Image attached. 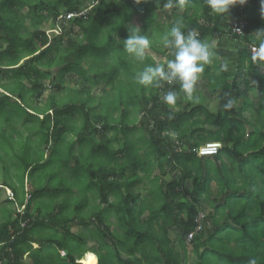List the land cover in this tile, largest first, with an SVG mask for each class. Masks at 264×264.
I'll use <instances>...</instances> for the list:
<instances>
[{
  "label": "trees",
  "instance_id": "obj_1",
  "mask_svg": "<svg viewBox=\"0 0 264 264\" xmlns=\"http://www.w3.org/2000/svg\"><path fill=\"white\" fill-rule=\"evenodd\" d=\"M86 1L0 0V70L9 72L7 81L1 85L2 89H7L8 95L21 101L28 100V97L39 101L46 91L44 79L50 77V71L56 70V76L50 78L51 82L55 77L59 80L53 90L61 93L62 97H48L45 104H36L39 109L49 107L54 113L46 131L48 137L57 143L67 142L65 138L69 134L76 135L71 142H67L70 157L64 159L62 166L43 173L46 183L28 178L35 189L33 194H62L67 191L63 180L56 185L47 182L54 173L66 178L80 176L73 165H69L73 162L74 167H79L83 159L80 152L86 141L92 146L93 154L104 161L96 169L87 167L90 182L81 195L86 198L88 193L97 192L100 202L94 206L99 210L95 214L98 217L81 216L86 207L92 208L89 203L85 206L69 204L71 209L65 212L61 209L64 201L57 202L48 213L35 207V215L29 213L26 207L22 219L16 217L12 223L16 231L20 220L28 219L24 229L8 244L14 259L11 264H23L25 256L30 258V264H182V257L186 253V236L194 226V218L198 211L206 213L199 204L201 198L208 202L210 210L206 213L207 218L213 221L215 229L212 234L201 233L192 240L194 251L198 252L203 247L196 255L197 263L249 264L250 260H255L256 264H264V56L252 54L250 49L256 46L264 50V38L256 33L264 28L259 0L234 5L229 14L223 15L212 12L206 0H186L180 15L187 20L183 28L185 33L194 30L204 42L216 40L217 48L211 51L215 58L210 56L211 62L205 65L204 72L200 74L211 93H225L235 100L241 99L240 112H250L251 120L233 117V105L226 102L216 112L197 106L190 99L185 108L175 109L181 106L180 101L186 100L179 83H163L161 87L134 83L136 74L146 65H156L147 54L143 62L131 55L127 62L120 58L117 63H110L111 58L108 57L106 61L105 56L101 60L103 53H107V46L112 43L111 33H117L120 38L124 35L128 37L130 30H127L125 23L132 14L126 7L130 2L136 8L135 0H99L86 16L68 21L70 28L77 26L80 29L87 40L86 44L74 42L70 28L66 34L64 30H59L51 40L44 32L36 30L23 36L25 10L35 14L40 7H44L45 14L39 15L36 23H42L49 17L55 22L65 13L79 10ZM165 1L159 0L160 5H164ZM171 1L179 6L177 0ZM59 6L64 8L62 13H59ZM117 12L124 14L125 22L111 21L113 13ZM239 18L245 22L243 35L232 34L230 29V22ZM101 19L102 24L112 25L106 39L97 41L99 27H95ZM64 35L68 38L66 44L62 45ZM150 48L161 55L168 50L156 44H150ZM89 53L91 57L87 56L86 59ZM83 61L88 64L87 69L82 66ZM225 63L227 70H222L221 66ZM137 64L140 66L136 70ZM71 71L76 74L73 80L75 86H64L65 74ZM123 75L125 79L121 78ZM23 81H30L31 87L27 89ZM100 83L103 90H115L114 95L119 101L116 103V100L106 99L105 112H97L92 107L94 97L91 91ZM197 85L198 81L195 89ZM17 86L19 89L15 93ZM169 90L177 93L175 105L163 103L162 98ZM124 96L128 99H124ZM251 96L256 102L253 103ZM72 108L78 113L79 126H76L78 119L73 117L77 114L69 113ZM133 108L138 109L137 128L147 134L151 149L142 137L140 140L134 138L136 143L129 141L128 133L136 130L134 118H127V113ZM63 109L67 113L58 115V110ZM117 109L120 114L113 117L111 112ZM200 111L202 118L192 121ZM147 114L153 119L151 129ZM248 127L251 128L249 132ZM110 130L114 131L112 137L108 136ZM117 132L122 134L123 143L114 150L110 144L117 141ZM97 136L98 139H95ZM213 141L222 143L218 154L197 156L196 149L200 145ZM144 145L149 151L143 152ZM31 165L33 162L27 164L25 171ZM154 167L159 170L157 176L151 174ZM169 174L171 179L167 181L164 178ZM144 180L150 182L149 188L142 193L136 191L138 184ZM187 182H191L190 187L186 185ZM212 182L219 190L225 189L227 192L221 206L210 202ZM3 186L12 190L14 201L18 204L17 186L6 181H3ZM110 195L112 200L109 199ZM101 205H105L106 209L101 211ZM222 213H225L230 225L227 221L220 223L218 218ZM11 214V211L8 212V217L0 223V242L10 239L6 230ZM110 216L115 219L113 230H110ZM75 220L85 226L89 220L95 222L98 235L89 237L94 239L96 248L86 246L88 238L84 239L83 233L78 234V240L74 238L76 234L71 232L69 225ZM37 223L53 227L61 232L57 235L68 237L69 242L66 239L55 241L52 238H39L35 231ZM172 229L178 232L175 242L169 237ZM204 236L205 240L202 241ZM218 236L219 245L224 237L233 244L229 248L228 243L220 245L222 253L216 254L219 259L216 263L217 260L210 261L209 254H214L219 247L215 244V237ZM32 243L37 244V248L33 249ZM60 250L64 252L62 256ZM93 252L97 256L95 261L89 259L90 254L95 256Z\"/></svg>",
  "mask_w": 264,
  "mask_h": 264
},
{
  "label": "rangeland",
  "instance_id": "obj_2",
  "mask_svg": "<svg viewBox=\"0 0 264 264\" xmlns=\"http://www.w3.org/2000/svg\"><path fill=\"white\" fill-rule=\"evenodd\" d=\"M170 2V0H167L164 5H160L159 0H155L153 2V8L155 9L152 13V16H147L145 12H149L146 8L151 7L150 0H140L139 3L134 2L130 5V2L128 3L126 9L131 12L132 18L129 21V25L132 27L129 32L133 28H139L140 34L141 35H147L148 38L150 39L151 44H156L159 46H162V37L167 34L170 31L171 26L175 23L177 19H182L183 24H187V20L185 21L184 18H182L180 15L183 13V8L178 7L173 1L172 7H166V5ZM140 8V10H138ZM59 13H62L64 11V8L62 6H59L58 8ZM177 10L176 13L179 14H174L173 19H169L171 17H168L165 13L173 12ZM24 26L25 29L22 31L23 36H28L33 30H36L38 32H44L49 40L55 38L58 35V32L56 31V24L50 17L43 21L42 23H36V19H38V16L41 14H45V9L44 7H40L35 14L32 12L25 10L24 12ZM113 19L116 20V23L125 22L124 20V14L117 12L116 14L113 13L112 15ZM147 18H151L150 20ZM35 19V20H34ZM170 20V21H169ZM102 19L99 20L96 23V27H99L102 24ZM158 22H165L163 23H158ZM168 22V23H166ZM120 26V25H119ZM70 26L68 23L65 24L63 30L65 32H69ZM70 30L72 31V34L74 35L72 37V40L76 43H83L85 44L87 40L83 37V34L81 33L80 29L77 26L71 27ZM128 32V35H129ZM108 32L105 31V29H99L98 35L95 40L99 41L100 39H103V36L107 34ZM66 34V33H65ZM117 33L113 32L112 35L114 39L112 40V43H110L109 46H107V53H103L104 55L101 57V60H103V57L105 58L106 61H108V57L111 58L110 63L112 62H118V60L121 58L123 59L124 62H127L128 59L130 58V55L124 50L123 48V40L126 39V35H124L123 38H120L119 36H116ZM118 35V34H117ZM68 38L67 35H64L61 43L62 45L66 44V39ZM209 54L210 56H213L215 58L214 48H217L216 46V40H211L209 41ZM216 46V47H215ZM95 51V50H94ZM146 54L152 59V61L156 65H166L167 61L171 58V53L170 50H167V52H164L163 55L158 54L151 48L146 51ZM87 56L91 57V54H86V59ZM86 61L82 62V66L87 69L88 64L86 65ZM140 64H137L136 70L139 68ZM123 70V69H122ZM124 71V70H123ZM125 73V71H124ZM9 72L0 70V90H1V85L5 83L6 78L8 76ZM57 71L52 70L50 71V77L56 76ZM48 78L44 83L46 91L42 94V97L40 98L41 104H45L43 101H47L48 97H54L56 99L61 98L62 94L58 93L57 91H54L53 89L56 88L58 79L55 77L54 80L51 82V78ZM65 80H64V86H75L74 81L76 79V74L71 71L67 72L65 74ZM122 79H125L124 75L121 76ZM134 83L136 81L134 80ZM60 84V83H59ZM137 84V83H136ZM103 84L100 83L97 86L92 88L91 94L94 97V102H93V108H95V111H101L105 112L107 105H104L105 101L108 100H116V103H118L117 96L114 95L116 91H108L107 89L103 90ZM147 91V88H146ZM111 93L110 96H108ZM116 96V99L115 97ZM250 96V95H249ZM125 97V96H124ZM195 97V98H193ZM197 98V99H196ZM254 102H256V99L253 98V96L250 97ZM108 99V100H106ZM124 99H128L125 97ZM21 101L19 99H16L15 97H9L8 95L2 93L0 91V181H6L10 184L16 185L18 188L19 192V197H22L23 193V184L24 180L33 179V180H38L46 183V179L44 180L43 173L47 170H54L58 166H62V163L65 161V158H69L71 154V150L68 148L67 142H71L70 140H73L74 137L76 136L73 134V139L72 137H69V140L67 142H55V139H51V137H48L46 135L47 128L49 127L50 119L48 115H41L40 112L46 111L47 107H42L38 108L37 104L33 102V100H25ZM187 99L180 101L181 106L180 107H174L175 109H181L186 107ZM190 100H193L197 106L201 105L205 107L206 109L216 112L218 108L221 107V104L226 102V104H232L233 105V114H231L233 117L239 116V120H242L243 118L247 120H251V113L244 111L240 112V109L242 107V100L238 99L235 100L228 94L222 93L218 95H213L210 91V89L206 85V81L204 79L199 78L198 80V85L195 89V94L193 92L192 98ZM102 102V104H101ZM131 110V109H130ZM138 109L133 108L131 112L127 113L128 114V119L129 120H135L134 124L136 125V130L134 132L128 133L129 138H136L139 139L142 137L143 142L150 147L151 145L149 142V138L146 133L139 131L137 128L138 122ZM75 112L77 115H73L74 119H78L76 122V126H79V117L78 113L74 108L72 110H69V113ZM61 113H67L66 109H63L62 111L58 110V115ZM113 117H117L120 114V110H116L114 112H111ZM54 115V113L52 112ZM57 115V116H58ZM202 118V112L200 111L197 113L193 120L201 119ZM73 119V120H74ZM62 120V119H60ZM191 121V122H192ZM18 124L17 126H15ZM194 127V126H193ZM251 130L250 127L247 128V132ZM114 134L113 130L108 131V136L112 137ZM117 141L111 142L110 146L116 150L119 146V144L123 143V136L120 132H117ZM127 135V136H128ZM68 137V135H67ZM98 139V136L97 138ZM47 140L49 141V144L47 143ZM131 140V139H130ZM132 142L136 143L133 139L131 140ZM144 145L142 147L143 152L144 151H149ZM77 153V150H75ZM141 152V150H140ZM82 155L83 159H78L80 160L79 167H74L73 162L70 163L69 166L73 165V169H76L78 174L80 176H75V177H62L58 176L57 174L54 173L53 171V176L51 177V180L47 183L49 185H56L59 181L66 184V189L62 194H54V193H40L39 196H36L35 194H32V198H35L34 200V205L39 208L40 210L42 209V212H50L53 207L56 205L57 202H63L62 210L65 212H69L71 209L70 205H81L85 206L87 203L90 204L91 207H86L85 211L82 212L81 216L89 218L91 215L95 216L97 212H99L98 208L95 207L94 205L99 204L100 200L97 195L96 191L90 192L86 195V198L83 195V192L85 189L88 187L87 183L90 182L89 177L87 176L86 169L88 166L93 167L96 169L97 167L101 166L104 164V161L101 157H97L93 154L92 146L89 145L88 141H86V144L84 148H82V151L80 152ZM78 157V155H77ZM225 157L223 156V162H225ZM33 162V165L28 171H25L26 164ZM80 169V170H79ZM82 171V172H81ZM159 175V170L157 167L153 168V172L151 173ZM60 175V174H59ZM68 175V172H67ZM165 180H170L171 175H167ZM66 180V181H65ZM28 185V183H27ZM186 185L190 187L191 182H187ZM150 186V182L148 180L143 181L141 184H138L136 187V191L139 192H145L146 189H148ZM144 188V189H143ZM3 190L0 189V194H2ZM66 194H69L67 197ZM227 192L225 189L219 190L218 187L216 186L215 182H212L211 184V195H210V202H213L215 206H221L224 202L225 196ZM79 196V197H78ZM213 198H216L215 200H212ZM87 199V200H86ZM110 200H112V195L109 197ZM200 201V206L208 212L210 210V207L208 205V202H206L204 199H199ZM10 206H12L13 203H8ZM106 207L105 205L100 206V210L103 211L105 210ZM56 212V211H55ZM226 213V212H225ZM225 213H222L218 219L221 220V223H224L227 221V218L225 216ZM100 214V213H99ZM220 214V210H218V215ZM97 216V215H96ZM95 216V217H96ZM98 217V216H97ZM96 217V218H97ZM229 221V220H228ZM227 223L230 225L231 223ZM210 226L206 230V235L212 234L215 225L213 221L210 219ZM109 223L111 224V229H115V219L110 216L109 218ZM108 224V222H106ZM70 230L71 232L75 233L76 236L74 237L76 240H78L77 236L80 233H83L84 239L88 238V242L86 243V246L90 248H96V244L94 243V239L91 236L97 237L98 232H96V224L93 220H89V223L85 226V224H80L77 220L73 221L70 225ZM231 228V226H230ZM232 229V228H231ZM35 231L37 232V236L41 239H48L52 238L55 241H61L65 240L69 242V238L66 236H60L57 235V233H61L54 229L51 226L45 227L41 223L36 224ZM92 232V233H90ZM178 234L177 229H172L170 237L173 239L176 237ZM216 241L215 244L219 247H217L215 253L209 254V259L210 261L214 260L216 263H218L219 259L216 256V254H221L222 251L220 249V245H225L228 243L227 238H222L220 245L219 241H217L218 237H215ZM205 240V236L203 237L202 241ZM231 243H228V248L232 247ZM84 244H81L83 246ZM32 248L35 249L36 246L32 245ZM194 246H186L187 250V256L185 255L182 257V264H198V258L197 254L203 250V247H200L198 249V252L194 251ZM210 248V247H208ZM96 255V254H95ZM96 256L90 254L89 259H93L95 261ZM200 261V260H199ZM201 262V261H200ZM23 264H30V258L26 257L24 260Z\"/></svg>",
  "mask_w": 264,
  "mask_h": 264
},
{
  "label": "clouds",
  "instance_id": "obj_3",
  "mask_svg": "<svg viewBox=\"0 0 264 264\" xmlns=\"http://www.w3.org/2000/svg\"><path fill=\"white\" fill-rule=\"evenodd\" d=\"M137 3L140 0H136ZM180 7H183L186 0H177ZM212 12L223 15L229 14L230 8L234 5H244L247 0H206ZM260 14L264 18V0H259ZM170 2L166 7L171 8ZM182 19H177L171 26L170 31L162 37V45L170 50L173 59H169L166 65H146L142 71L135 76L139 85L148 87H161L163 83L173 85L179 83L180 88L187 99L192 98L195 85L204 72L205 65L209 64V44L200 40L194 30L183 31ZM63 30V29H62ZM238 30V29H237ZM239 31V30H238ZM259 37L264 38V28L256 31ZM150 39L147 35H141L139 28H133L126 39L123 40L124 50L136 60L143 62L146 51L150 48ZM222 70H227V63L223 64ZM163 103L175 105L177 93L173 90L167 91L163 96ZM249 264H256L250 260Z\"/></svg>",
  "mask_w": 264,
  "mask_h": 264
},
{
  "label": "built area",
  "instance_id": "obj_4",
  "mask_svg": "<svg viewBox=\"0 0 264 264\" xmlns=\"http://www.w3.org/2000/svg\"><path fill=\"white\" fill-rule=\"evenodd\" d=\"M98 2L99 0H87L85 5L81 7L79 10L67 12L64 14L63 17L57 18L56 21L54 22L56 24V31L58 32L59 30H62L68 21L86 16L91 11V8ZM244 27H245V22L242 18H239V19H236L230 22V29H231L232 34L243 35ZM250 49H251L252 54H255V55L259 54V55L264 56V50L261 49L260 47L251 46ZM144 114L145 112L143 113V115ZM146 116L148 120L149 129H151L153 127V119L148 114ZM160 119H163V117H160ZM97 128L99 129L100 127H97ZM221 147H222L221 142H218V141L207 142V143L200 145L196 149V154L197 156H201V157L213 156V155L218 154ZM4 194L7 200L14 201V193L12 192V190L5 189ZM30 198H31V194H26L24 197L23 204L14 206V212L12 215L14 220L16 217H21L22 219V216H24V210L26 208V204ZM27 222H28V219L20 220L19 229L16 231L13 226L9 227L8 232H9L10 239L7 242H0V251L2 250V247H4V245L9 244L15 238V235L16 234L18 235L21 232V230L24 229ZM210 224L211 222L207 218V214L204 211H198L197 215L194 218V226L190 230V232L187 233L186 240H185L186 244L190 245L194 237L198 234L204 233L206 229L209 228ZM4 250H5L4 252H9L10 248L8 247V248H5ZM60 253L64 254L63 251H60ZM0 264H7V257L3 255L2 253H0Z\"/></svg>",
  "mask_w": 264,
  "mask_h": 264
},
{
  "label": "crops",
  "instance_id": "obj_5",
  "mask_svg": "<svg viewBox=\"0 0 264 264\" xmlns=\"http://www.w3.org/2000/svg\"><path fill=\"white\" fill-rule=\"evenodd\" d=\"M155 0H150V4H151V7H148L149 8V12H145V14L147 15V16H152V13L151 12H153L155 9L153 8V2H154ZM167 1V0H166ZM166 1H165V3H166ZM164 3V4H165ZM179 7V6H178ZM148 8H146V9H148ZM136 9V8H135ZM138 10H140V8H138ZM177 12V10H175V11H173V12H169V13H165L168 17H171V18H169L170 20L171 19H173V17L172 16H174V14H179V13H176ZM170 13H172V15H169ZM132 18V17H131ZM147 19H151V18H147ZM131 19H129V21H130ZM169 20V21H170ZM129 21H127L126 23H125V27L127 28V30L129 29L130 30V28H132L130 25H129ZM158 23H163V24H165V22H158ZM166 23H168V22H166ZM111 23H109V24H101L100 26H99V28H98V30L99 29H105V31L106 32H108L110 29H111ZM126 30V31H127ZM112 31V30H111ZM125 31V32H126ZM125 34V33H124ZM116 36L118 37L119 35H117L116 34ZM111 39L113 40L114 39V37H113V35H112V33H111ZM103 39H106V36L104 35L103 36ZM110 41V40H109ZM108 41V42H109ZM87 43V42H86ZM85 43V44H86ZM150 49V48H149ZM148 49V50H149ZM153 50V49H152ZM159 54V53H158ZM7 81V80H6ZM5 81V82H6ZM46 81V78L44 79V82ZM23 83L25 84V86H26V88L28 89V88H30L31 86H30V81H28V82H26V81H23ZM4 88V87H3ZM5 89V88H4ZM2 89V87H1V92L2 93H4V94H6V95H8L9 93L7 92V89ZM19 89V87L17 86V87H15V93H17V90ZM9 97H12V98H14V96H10V95H8ZM28 100H33V102H37L38 104H41L42 102H40L41 100H39V101H36L35 99H30V97H28ZM44 103H45V101H43ZM93 106V105H92ZM41 115H48V116H50L51 118L54 116L53 114H52V111L49 109V107L46 109V111H44V112H40V116ZM63 120H64V118H63ZM129 120V119H128ZM51 121H52V119H50V123H51ZM136 122H138V121H136ZM49 123V124H50ZM80 124V123H79ZM18 124H16L15 126H17ZM69 137H72V139H73V136L72 135H68V137L66 136V140H69ZM130 139L132 140V139H134V138H129V141H130ZM71 141V140H70ZM49 144V143H48ZM26 166H27V164H26ZM32 166V165H31ZM31 166L29 167V169L31 168ZM28 169V170H29ZM152 176H157L156 174H153ZM144 181H146V180H144ZM27 183H28V185H27ZM24 189H23V193H22V197H17V203L18 204H16V202L15 201H10V200H7V198H6V196H5V194H4V191H2V194H0V223H3L4 222V220L6 219V217H8V212H12V214H13V212H14V206L15 205H21V204H23V202H24V197H25V195L26 194H33V192H35V189L33 188V186H32V184H31V182H30V180L29 179H27L26 180V178H25V180H24ZM3 188H4V190L5 189H9V188H7V187H5V186H3V181H0V189L1 190H3ZM25 192V193H24ZM18 196H19V192H18V194H17ZM36 196H39L38 194L36 195ZM36 198V197H35ZM35 198H30L32 201H33V203L31 202L30 203V199H29V201L27 202V204H26V207H28L29 208V210H28V212L29 213H32V215H35V205H34V200H35ZM8 203H13L12 204V206H10ZM30 204V205H29ZM207 213V212H206ZM12 214L10 215V224H8V226H7V233H8V235H9V227H11V226H13V221H14V218H13V216H12ZM220 223H221V220H220ZM14 227V226H13ZM208 229V228H207ZM206 229V230H207ZM206 232V231H205ZM204 232V233H205ZM203 233V234H204ZM171 234V233H170ZM169 237H170V235H169ZM170 239L171 240H173L174 242H175V238L173 239L172 237H170ZM7 242V241H6ZM32 245H34V246H36V248H37V244H35V243H32ZM185 245L186 246H189V245H187L186 244V241H185ZM191 245V244H190ZM10 248V251L9 252H4L5 250V248ZM61 251V250H60ZM92 252V251H91ZM0 253H2L3 255H5L6 257H7V264H11L12 262H13V254H12V248L8 245V244H6V245H4V247H2V250L0 251ZM94 253V252H93ZM95 254V253H94ZM187 250H186V253H185V255L187 256ZM61 256L63 255V254H60ZM184 255V256H185ZM96 256V255H95ZM183 256V257H184ZM24 258H26V256L24 257ZM96 258H97V256H96ZM25 260V259H24ZM183 261V260H182ZM77 262H79V260H77ZM96 262H97V259H96ZM23 263H24V261H23Z\"/></svg>",
  "mask_w": 264,
  "mask_h": 264
}]
</instances>
